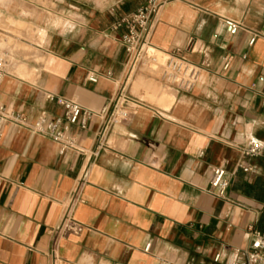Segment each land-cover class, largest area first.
<instances>
[{
    "label": "crops",
    "instance_id": "0c3cea01",
    "mask_svg": "<svg viewBox=\"0 0 264 264\" xmlns=\"http://www.w3.org/2000/svg\"><path fill=\"white\" fill-rule=\"evenodd\" d=\"M146 2L0 0L3 14L29 22L42 41L40 60L8 69L0 103L30 121L61 116L57 97L94 113L86 129L72 127L82 153L61 154L48 137L4 127L0 264H237L234 250L252 248L255 231L264 232V200L239 188L264 181V157L242 153L264 138V0L161 7L148 41L201 67L187 92L122 45L116 22ZM227 20L241 25L235 34ZM120 95L129 117L113 122ZM218 166L230 182L224 195L211 183ZM81 181L71 214L85 228L63 235Z\"/></svg>",
    "mask_w": 264,
    "mask_h": 264
},
{
    "label": "built area",
    "instance_id": "2783aa9c",
    "mask_svg": "<svg viewBox=\"0 0 264 264\" xmlns=\"http://www.w3.org/2000/svg\"><path fill=\"white\" fill-rule=\"evenodd\" d=\"M169 0H147V2L135 11L123 15L115 24L116 28H123L124 32L121 36L122 45L127 54L139 62L142 66H148L151 70L158 72L162 81L171 85L178 91H191L197 82L201 67L190 62L179 50L158 53L148 41L152 32L156 17L161 7ZM229 26L230 34H235L241 25L231 20L226 21ZM254 42V38L251 43ZM230 66L228 58L225 59L224 69ZM8 74L7 60L0 55V88ZM107 76H112V72H108ZM98 74L89 76L92 82L98 81ZM54 99V95H49ZM123 95L117 100V107L113 122L118 119H126L129 112L124 108ZM57 102L63 108V114L57 117H51L47 113H42L34 121H30L23 113L14 111L0 103V140L3 135L4 127L8 123H14L20 128H26L32 133L40 134L55 141L59 145V151L64 154L68 151L76 153L84 152V149L78 142V137L73 133L72 127L77 126L84 130L87 128V122L94 113L88 109H84L78 102L66 98L57 97ZM242 153L246 158L264 157V138L251 139L242 149ZM244 170L249 171L252 168L243 166ZM5 177L0 172V181ZM211 183L218 188L221 195H224L230 185L227 173L224 167L218 166L213 170ZM83 182L81 181L76 189L72 192L66 216L61 226L63 235L68 233L81 232L85 226L74 219L72 210L76 204L82 201ZM150 245H147L148 251ZM223 253H218L215 260L218 261L223 257ZM234 262L237 264H264V232L255 231V240L252 248L240 249L236 248L233 252ZM238 258H242L239 261Z\"/></svg>",
    "mask_w": 264,
    "mask_h": 264
},
{
    "label": "rangeland",
    "instance_id": "374dc122",
    "mask_svg": "<svg viewBox=\"0 0 264 264\" xmlns=\"http://www.w3.org/2000/svg\"><path fill=\"white\" fill-rule=\"evenodd\" d=\"M37 31L29 22L6 16L0 11V55L7 60L8 69L40 60L35 56L37 45H42Z\"/></svg>",
    "mask_w": 264,
    "mask_h": 264
},
{
    "label": "trees",
    "instance_id": "16d2710c",
    "mask_svg": "<svg viewBox=\"0 0 264 264\" xmlns=\"http://www.w3.org/2000/svg\"><path fill=\"white\" fill-rule=\"evenodd\" d=\"M239 188L246 192L248 195L264 200V181L260 179L255 183L241 180V182L239 183Z\"/></svg>",
    "mask_w": 264,
    "mask_h": 264
}]
</instances>
